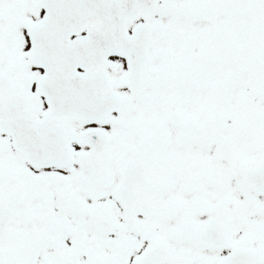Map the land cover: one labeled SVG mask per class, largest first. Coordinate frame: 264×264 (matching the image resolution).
I'll return each mask as SVG.
<instances>
[{
	"label": "snow or ice",
	"instance_id": "6c2138e0",
	"mask_svg": "<svg viewBox=\"0 0 264 264\" xmlns=\"http://www.w3.org/2000/svg\"><path fill=\"white\" fill-rule=\"evenodd\" d=\"M0 264H264V0H0Z\"/></svg>",
	"mask_w": 264,
	"mask_h": 264
}]
</instances>
